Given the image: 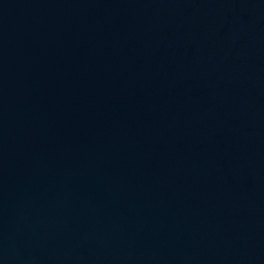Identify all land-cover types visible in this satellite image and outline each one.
<instances>
[{"label": "water", "instance_id": "water-1", "mask_svg": "<svg viewBox=\"0 0 264 264\" xmlns=\"http://www.w3.org/2000/svg\"><path fill=\"white\" fill-rule=\"evenodd\" d=\"M0 264H264V0H0Z\"/></svg>", "mask_w": 264, "mask_h": 264}]
</instances>
